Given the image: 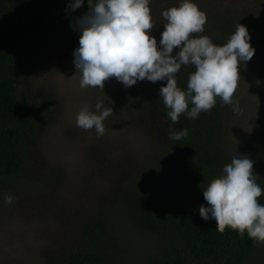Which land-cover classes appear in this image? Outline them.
<instances>
[{
    "label": "rangeland",
    "instance_id": "374dc122",
    "mask_svg": "<svg viewBox=\"0 0 264 264\" xmlns=\"http://www.w3.org/2000/svg\"><path fill=\"white\" fill-rule=\"evenodd\" d=\"M74 2L62 0L49 23L19 45L24 63L19 97L35 110L55 109L26 147L33 178L19 176L10 191L0 188V264H50L63 249L76 245L80 230L96 219L104 222L115 243L117 264H143L155 254V240L133 221L127 205L145 200L170 209L190 201L192 186L181 155L169 142L170 124L151 106L150 81L125 88L112 77L104 89L80 87L73 55L80 33L72 25L89 6L84 0L73 11L69 5ZM192 2L207 17L204 32L196 37L206 35L223 45L238 24L248 30L254 55L239 65L232 104L221 99L216 112L227 160L247 156L253 174L264 175V81L257 74L264 66V0ZM180 3L150 0L154 26L149 35L158 48L167 22L162 12ZM225 27L229 35L214 39L212 32L222 34ZM179 50L174 48L172 55ZM97 102H102L101 110L113 111L102 122L105 132L100 136L94 127L83 130L76 124L79 111L88 106L96 112ZM6 195L14 197L10 205ZM258 249L248 264H264V242Z\"/></svg>",
    "mask_w": 264,
    "mask_h": 264
},
{
    "label": "clouds",
    "instance_id": "9594fccd",
    "mask_svg": "<svg viewBox=\"0 0 264 264\" xmlns=\"http://www.w3.org/2000/svg\"><path fill=\"white\" fill-rule=\"evenodd\" d=\"M84 0H75L71 10L80 8ZM150 0H88L89 10L76 18L79 47L74 50V65L80 75V87L104 89L105 81L114 77L125 88L137 81H166L159 96L169 111L167 117L178 123L181 114L195 119L202 111H209L220 97L225 105L232 104L240 80L239 65L252 59L255 49L250 43L247 28L238 24L223 45L213 43L210 37L194 34L204 32L206 14L192 0H182L178 7L162 12L167 21L158 48L157 40L149 32L154 23L149 7ZM174 48L179 52L173 56ZM192 65L187 91L177 86L176 74L181 66ZM189 103L192 107L189 110ZM96 112L84 106L77 114L76 124L83 130L96 129L97 135L105 132L102 123L112 114V108ZM187 130L171 132L170 138L180 140ZM233 157L223 168V174L213 179L203 190L208 207L201 205L199 214L207 221H216V230L225 228L243 236L264 242V205L258 203L261 187L253 175V161ZM14 197L6 195L11 204Z\"/></svg>",
    "mask_w": 264,
    "mask_h": 264
},
{
    "label": "trees",
    "instance_id": "16d2710c",
    "mask_svg": "<svg viewBox=\"0 0 264 264\" xmlns=\"http://www.w3.org/2000/svg\"><path fill=\"white\" fill-rule=\"evenodd\" d=\"M61 1L0 0V188L6 191L12 189L14 178H33L26 147L42 128L45 117L51 116L55 109L46 110L42 106L35 110L19 97L17 84L24 67L19 45L49 23ZM228 31L230 28L225 27L222 34L220 30L212 34L219 39L229 35ZM194 71L192 65L181 66L176 74L178 88L187 91L189 75ZM257 74L264 81V66L257 69ZM166 83L150 82L153 90L150 103L166 118L170 133L187 130L188 134L178 141L171 139L169 133V142L182 157L181 168L192 189L187 205L167 209L145 200L127 205L133 221L155 240V254L143 264H248L258 254L261 242L249 238L246 231L241 236L226 227L221 233L216 230L215 219L205 221L199 214L201 205L209 206L203 190L230 164L219 137L221 127L216 111L221 98L216 97L215 106L200 112L197 118L181 114L179 122L172 123L167 117L169 109L156 91ZM191 107L189 103V110ZM253 175L262 189L258 203L264 205V175ZM80 231L76 245L63 249L50 264H117L115 243L101 219L88 221Z\"/></svg>",
    "mask_w": 264,
    "mask_h": 264
}]
</instances>
